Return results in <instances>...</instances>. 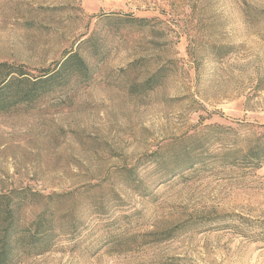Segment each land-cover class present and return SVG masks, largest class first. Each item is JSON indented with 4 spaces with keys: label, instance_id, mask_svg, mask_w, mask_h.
<instances>
[{
    "label": "rangeland",
    "instance_id": "1",
    "mask_svg": "<svg viewBox=\"0 0 264 264\" xmlns=\"http://www.w3.org/2000/svg\"><path fill=\"white\" fill-rule=\"evenodd\" d=\"M71 50L88 81L0 114V194L76 207L73 233L18 264H264V162L245 158L264 135V0H0V63L38 74Z\"/></svg>",
    "mask_w": 264,
    "mask_h": 264
},
{
    "label": "trees",
    "instance_id": "2",
    "mask_svg": "<svg viewBox=\"0 0 264 264\" xmlns=\"http://www.w3.org/2000/svg\"><path fill=\"white\" fill-rule=\"evenodd\" d=\"M147 21L145 18L133 19L141 26ZM161 76V71H157L142 84L143 87L153 89ZM70 77L89 80L87 62L77 51H69L62 61L52 68L39 70L38 74L24 66L0 63V114L22 105H33L45 94L67 85ZM245 158L254 165L264 162V135L248 149ZM72 195H42L28 189L0 194V264H18L24 257L43 255L53 248L63 233H73L77 218L76 207L70 205ZM38 203L43 204V210L26 222L24 210ZM182 226L167 230L161 239H172Z\"/></svg>",
    "mask_w": 264,
    "mask_h": 264
}]
</instances>
